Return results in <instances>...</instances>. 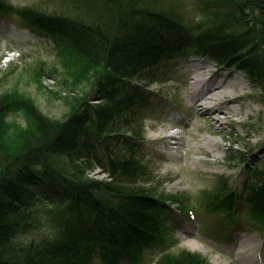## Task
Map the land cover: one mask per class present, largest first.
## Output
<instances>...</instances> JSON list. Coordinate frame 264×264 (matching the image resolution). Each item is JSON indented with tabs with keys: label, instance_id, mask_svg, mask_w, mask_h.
<instances>
[{
	"label": "trees",
	"instance_id": "obj_1",
	"mask_svg": "<svg viewBox=\"0 0 264 264\" xmlns=\"http://www.w3.org/2000/svg\"><path fill=\"white\" fill-rule=\"evenodd\" d=\"M55 1L40 12L0 0V11L52 43L67 68L81 65L79 78L94 72L95 89L62 121L25 99L0 97V264L138 263L145 248L172 231L165 200L143 186L151 173L136 132L148 100L141 83L160 82L191 52L235 67L264 93V0H195L206 18L195 25L174 13L176 0L166 7L155 0ZM94 97L98 103L90 104ZM10 108L32 121L16 149L5 146L2 131ZM99 168L107 179L92 176ZM259 172L252 170L253 180ZM260 182L247 185V196L221 197L227 217L247 201L264 228ZM155 264L208 262L182 251Z\"/></svg>",
	"mask_w": 264,
	"mask_h": 264
},
{
	"label": "rangeland",
	"instance_id": "obj_2",
	"mask_svg": "<svg viewBox=\"0 0 264 264\" xmlns=\"http://www.w3.org/2000/svg\"><path fill=\"white\" fill-rule=\"evenodd\" d=\"M2 1L15 9L34 6L40 12L53 10L56 2ZM173 2L155 0V6L166 7ZM173 8L189 25L206 19L195 0H176ZM1 22L0 97L25 99L44 116L54 121L67 120L77 102L89 98L95 89V73L79 78L81 65L67 68L52 43L28 32L17 16L2 13ZM194 66H199L198 70ZM197 73L207 76L206 87L218 78L216 82L223 83L222 89L228 91L224 100L210 108V112L219 109L225 114H212L214 121L205 116L203 105L194 106L191 91L195 89ZM141 85H148L144 86L148 100L141 107L142 125L135 128L143 138V165L151 173L143 186L156 194L155 198L165 200L166 208L170 206L167 217L174 228L162 236L160 243L145 248L139 262L132 264H155L162 255L182 251L201 255L208 264H240L237 253L244 240L250 239H254L248 242L253 251L260 253L264 249V228L253 220L250 204L244 201L234 216L225 217L228 211L222 208L221 197H228L230 192L247 196V185H259L264 178V93L235 67H218L214 61L191 52L169 67L160 82ZM231 99L233 102L228 103ZM89 103L96 104L98 100L90 98ZM3 118L4 144L16 149L32 121L23 110L11 108ZM173 128L179 134L175 144H170L173 139L163 136ZM209 141L214 144L209 145ZM254 168L262 172L258 181L253 180ZM92 176L107 179L100 168ZM173 207L182 209L184 215L175 213ZM189 242L200 248H190ZM93 264L105 263L97 259ZM119 264L129 263L121 260Z\"/></svg>",
	"mask_w": 264,
	"mask_h": 264
},
{
	"label": "bare ground",
	"instance_id": "obj_3",
	"mask_svg": "<svg viewBox=\"0 0 264 264\" xmlns=\"http://www.w3.org/2000/svg\"><path fill=\"white\" fill-rule=\"evenodd\" d=\"M207 83V78L204 76H195V89L191 91V97L192 100L195 102L194 106H202L205 107V116L208 117V119H211L214 121L211 117L212 114L215 113H222L223 115L224 112L222 110L216 109L215 111L210 112V108H212V105H217L220 100H224L226 98V95L228 93L227 89H222L223 85L221 86H213L209 85L208 87L205 86ZM215 91L214 94H212L210 97H208V94L210 92ZM201 105H196L198 102H201ZM228 103H232L233 100L227 101ZM210 105V106H209ZM225 108V107H224ZM216 123V122H215ZM167 134H165L163 137H167ZM209 145L214 144L213 141L208 142ZM254 240V239H253ZM252 239L250 240H244L243 245L239 248V251L237 253V261L240 262V264H256L255 263V253H254V247L249 244L248 242L253 241ZM187 245L192 248V249H197L200 248L198 244L195 242H189ZM256 247V245H255ZM264 263V262H263Z\"/></svg>",
	"mask_w": 264,
	"mask_h": 264
}]
</instances>
